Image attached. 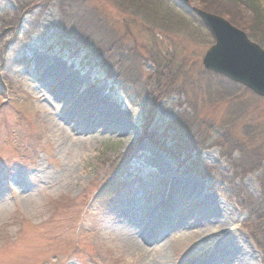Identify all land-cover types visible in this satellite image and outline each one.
<instances>
[{
	"label": "rangeland",
	"instance_id": "obj_1",
	"mask_svg": "<svg viewBox=\"0 0 264 264\" xmlns=\"http://www.w3.org/2000/svg\"><path fill=\"white\" fill-rule=\"evenodd\" d=\"M28 2L33 0H1L0 10L12 16ZM89 3V12L107 10L110 15L93 18L87 13L86 18L81 13L79 26L88 35L86 27L119 21L120 16L132 18L124 12L127 0L120 2L122 9L115 0ZM188 5L202 9L196 0ZM242 10L250 22L253 15L244 6ZM37 12L27 18L35 15L38 32L28 41L22 38L26 42L20 40L21 52L18 48L30 73L22 70L21 78L19 68L0 66V264H145L128 237L147 232L148 223L156 226L150 227L142 244L150 255L166 251L171 264H220L222 254L233 261L234 248L240 258L235 264H264V213L253 211L247 199L261 203L264 197V99L232 92L193 65H202L211 47L200 23L166 32L165 48L158 54L168 53L174 65L182 66L177 76L185 72L188 84L184 91L173 89L146 133L149 119L141 92L156 67L143 61L138 83L129 84L118 65L108 74L98 61L87 59L85 49L66 42L57 28L60 10L55 3L39 19ZM118 26L115 22L113 36L100 28L95 40L115 38L133 49L147 44L138 31L132 36L125 26ZM148 54L136 52L133 61ZM183 77L176 85L187 83ZM91 94L103 95L98 105L116 116L114 124L103 127L98 116L89 117L91 105L85 101ZM186 115L204 124L201 136L212 138L217 131L228 135L230 145H207L198 152L207 165L240 187L243 197L234 188L231 199L223 196L206 170L201 169L202 176L187 170L186 154H179L176 164L161 150L173 145L167 135H175ZM84 118L95 123L85 132L76 130L75 122ZM231 140L241 143L246 161L260 155V168L240 177L239 154L231 153ZM230 153L232 161L227 158ZM178 181L194 182L197 189L187 192ZM98 193L106 197L95 199ZM260 207L264 212V205ZM256 210L261 220L251 215ZM205 229L209 234L201 241ZM172 232L183 240L175 251L165 246Z\"/></svg>",
	"mask_w": 264,
	"mask_h": 264
},
{
	"label": "trees",
	"instance_id": "obj_2",
	"mask_svg": "<svg viewBox=\"0 0 264 264\" xmlns=\"http://www.w3.org/2000/svg\"><path fill=\"white\" fill-rule=\"evenodd\" d=\"M78 1L83 4V8L81 7V4L79 5ZM115 1H117V5L122 9L123 5L120 2L123 1L125 3L126 0ZM196 1L204 11L225 18L238 29L246 32L251 41L264 49V6L260 0H246L244 2L242 0ZM89 2L90 0H33L32 3L28 2L26 4V6L31 5L32 8L24 10L26 6H22L19 8V11L12 14V16H9V14L0 10V66L3 68L9 66L19 68L20 72L17 73L21 78L24 76L21 72L22 70L30 73V66L28 62H26L25 56L23 53L18 54V48L19 52H21L20 49L22 48L20 40L25 37L24 40L26 39V41H28L38 32V22L35 20V15H33L32 18H27V16L32 15L31 13L36 9L38 10L37 13L39 19L46 7L55 3L60 10V18L57 28L62 32V35H66V42H70L72 46H76L80 50L85 49L87 59H92L95 63L98 61V65L105 69L108 74L109 70H112L114 66L118 65L122 78L125 77L124 81H129V84L136 86L141 74L140 70L142 71L143 61L156 67V72L151 73L148 80L146 79L147 81L144 87L145 92H141L142 97H144L143 108L145 109L146 117L148 115L149 119L144 128L147 133V131L149 132L148 127L153 122L154 115L158 112L167 97L174 93L173 89L182 90L185 89V86L188 84L187 78L183 77L185 72H182L177 76V74L181 72L179 71L180 69L184 70L181 68L182 66L174 65L173 59L169 58L167 52L166 56H160L158 54L162 48H165L164 40L166 38V32H179L180 29L186 28V24L196 26L197 23H200L203 32L206 34V44L212 45L213 37L209 30L203 25L200 18L191 10L188 3L183 0H127L124 12L128 16H132L133 19L127 16H120L118 17L120 19L119 21H115L117 18L110 22L105 20L104 24L106 26L100 24L101 26L99 27L95 25H92V28L86 27V31L89 32L88 35L83 29L84 26H82L83 28L79 26V22L81 23L82 19L80 18L81 13L84 15L86 14V18L90 15L87 13H91L93 18L100 14L101 16L110 15L107 10H101L99 13L97 11L89 12V9H87L89 8ZM242 6L253 15V19L250 22L246 21L244 11H240ZM115 22H119V26H125L128 35L135 36L133 30L138 31L141 36L147 38V44L143 45L142 49H139L137 45L136 48L133 49L121 43V41L119 43L116 42L115 38H108V40L104 41L102 38L98 37V39L95 40V34H99L104 30L105 32H110L112 36L115 35ZM100 28L101 31H99ZM14 31H17V36L15 37V40L12 41L14 44H11L9 43V37ZM18 31L20 32L18 33ZM11 49L16 52L14 54H9L8 50ZM141 50H145L149 52V54L147 56L145 55V57L140 55L136 61H133L132 55ZM193 65H195V67L198 66L202 74L218 81V83L224 86H228L230 91L237 92V94L243 93L244 96L251 94V92L243 86L235 84L222 76L206 71L199 62L197 64L194 63ZM181 76L184 80H187V83L181 86L176 85L177 80L181 78ZM4 79L8 80L6 75L4 76ZM190 107L192 108L191 105ZM184 117V123L175 127L177 128L173 131L175 135L173 136V134L170 133L167 135V137H171L173 145L171 147H162L161 150L175 159L176 164L180 160L179 154H186V160L189 163L187 170L194 172L199 176L203 175L200 171L206 170L207 173L212 175V180H215V189L220 191L223 196H227L231 199L232 195L230 190L234 188L236 192L238 191V197H243L245 194H243L242 189L240 187H234L231 181L223 177L217 167L207 165L202 159L201 153L198 152L201 148L204 149L207 145L219 147L220 149L226 145H230V141L227 137L228 135L226 133H219L218 131L214 133L212 130L211 133H214L212 138H210V136H201V126L204 124L201 125V121L197 122V118H193V120L190 116L186 115ZM185 120L189 121L186 123ZM208 133L210 132H207L206 134ZM201 141L202 143H199ZM233 141L235 140H231L233 146L229 147L231 148V153L239 154V160L236 162L237 168L241 169L239 176L242 177L246 175L247 172L253 171L252 168H255V166L260 168L262 163V159H260L261 156L259 155L251 161H246L245 158H243L244 152L241 143H234ZM218 142L220 143L217 144ZM231 153L227 155V158L230 161L233 160ZM222 155L223 157H226L224 153H222ZM118 168L113 172H116ZM218 178L219 180L217 181L216 179ZM117 179H119L118 176ZM111 182L112 181H109L108 184H111ZM103 197L106 196H103L102 193H98L95 199L101 200ZM247 199L250 206L254 208L252 209L253 211L258 209V213H264L262 207L258 208L260 204L262 206L264 205V197H262L261 203H258L251 198ZM253 211L251 212V215L257 216L258 220H261L260 218L262 216L260 217L257 215V210L256 212Z\"/></svg>",
	"mask_w": 264,
	"mask_h": 264
},
{
	"label": "water",
	"instance_id": "obj_3",
	"mask_svg": "<svg viewBox=\"0 0 264 264\" xmlns=\"http://www.w3.org/2000/svg\"><path fill=\"white\" fill-rule=\"evenodd\" d=\"M189 3V0H184ZM191 10L211 33L214 44L205 53V70L241 85L264 99V49L221 16L197 7Z\"/></svg>",
	"mask_w": 264,
	"mask_h": 264
},
{
	"label": "bare ground",
	"instance_id": "obj_4",
	"mask_svg": "<svg viewBox=\"0 0 264 264\" xmlns=\"http://www.w3.org/2000/svg\"><path fill=\"white\" fill-rule=\"evenodd\" d=\"M77 86L74 85V89ZM60 90H66L68 91V89H60ZM104 99L103 95H96V94H91L88 95L87 99H86V103H89L91 105V110H92V114L89 115L90 118L96 117L98 116L100 119H102L103 123V127H107L110 124H114L116 122V116H111V114L107 111L106 109H102L98 104L101 102L99 100ZM99 101V102H98ZM82 114L79 115V117ZM76 119H71L70 121H75ZM87 118L82 119L81 121L78 120L77 122H75L74 127L76 130H82V132H85L87 129H89L90 126H92L93 123H95V121L89 122L87 121ZM178 185H180V188H184L187 192H195V190L197 189V186L195 185L194 182L191 181H185V182H180L178 181L177 183ZM2 214V211L0 210V215ZM147 224V223H146ZM148 229L146 230L147 232L144 231V233H140V234H132L128 237L129 240V244L131 246V249L135 252L136 255L144 257L145 258V264H171V258L170 256L167 254L166 251L163 250H158L156 253L150 255L148 254L147 249L144 247V245L142 244L145 243V241L147 240L148 237H146V233H148L150 231V227H152L153 223H148ZM156 226V225H153ZM149 234V233H148ZM147 234V235H148ZM208 230L205 229L201 238H199L201 241H204L205 239H207V235H208ZM178 234L175 232H172V235L170 237H168V239L166 240V245L168 246L169 249H172L175 251V246L176 245H180L181 243H183V240H181L180 237L177 236ZM194 238V236H193ZM196 238V237H195ZM194 238V239H195ZM192 248V246L190 247ZM194 249H192L193 251ZM237 251V249L234 248V250L231 251V257L234 258L233 261H230V259H228L226 256H221V258L218 259L220 264H235L236 262H238V260L240 258H238L235 253ZM238 254L240 255V253L238 252ZM242 256V255H241Z\"/></svg>",
	"mask_w": 264,
	"mask_h": 264
}]
</instances>
